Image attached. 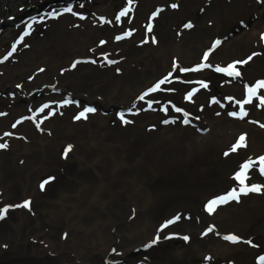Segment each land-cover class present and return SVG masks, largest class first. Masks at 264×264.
I'll list each match as a JSON object with an SVG mask.
<instances>
[{
    "label": "bare ground",
    "instance_id": "bare-ground-1",
    "mask_svg": "<svg viewBox=\"0 0 264 264\" xmlns=\"http://www.w3.org/2000/svg\"><path fill=\"white\" fill-rule=\"evenodd\" d=\"M212 1V8L204 15L205 21L199 19L192 30L178 37L175 32L167 35L160 30L172 29L177 19L192 20L186 19L189 17L184 12L177 17L167 9L160 15L149 14L153 0H149L139 16L125 20L132 27L129 40L123 38L122 32L126 30L122 28L121 32L114 24L118 20L110 14L113 3L99 8V14L94 11L85 14L83 20L76 12L61 15L52 23L48 44L51 53L64 50V55L47 59L44 50L49 46L42 44L45 38L38 40L31 60L19 66L6 65L1 78L23 74L25 67L42 61L48 70L35 80L49 79L55 86L66 88L68 93L86 101H95L96 95L101 94L100 102L106 108L122 104L121 99L137 91L143 84L140 82L145 83L167 68L176 51L181 52L183 61L191 58L196 61L215 32L226 29L233 16L251 11V2L256 3V0ZM73 23L76 27H70ZM151 23V28L158 31L149 27ZM258 39L264 40V33L234 38L215 49L210 59L226 60L254 52L244 75L251 82V88L264 93V87H259V82H264V43H257ZM94 54L101 60L120 59L111 64L114 70L122 72L121 82L111 81L106 71L109 69L94 66L99 63L88 64V58ZM104 71L107 76L102 74ZM213 78L222 90L220 99L232 105H225L229 107L227 112L223 108V112L217 110L219 114L195 115L207 126L206 135L196 136L176 126H168L164 131L156 129L160 118L145 117L152 114H144L143 120L136 123L140 125L131 128L122 127L111 119V114L94 118L87 125L76 119L75 124L63 119L59 124H51L58 132L57 137L66 142L77 137L83 143L78 145L80 154L68 157L72 160H55V149L60 146L51 150L57 141L45 138L31 144L38 149L34 154H25L27 159L20 164V171L9 166L14 160L9 161L6 156L1 159L0 184L4 185L0 186V210L10 208L5 201L24 196L41 197L47 202L41 207L29 201L28 207L23 204L21 209L8 214L0 226V264H56L57 259L62 264H114L119 257L133 260L134 264L143 260L148 264H252L264 255L261 252L264 250V191L250 190V196L240 191L244 186L256 187L264 167L260 160L264 157V98L255 101L242 95L240 90L224 86L227 81L222 74H215ZM198 101L200 107L203 101ZM241 110L256 120L254 125L237 123L226 116ZM241 136L248 137L250 148L240 146L233 150ZM246 164L255 171L241 177L242 185L237 175ZM46 171L44 175L50 174L52 179L50 188L34 190L35 178ZM17 184L24 187L21 193L20 189H13ZM234 190L239 194L234 204L220 203L208 211L209 202L227 197ZM184 214L191 218L181 223L178 215ZM157 222L162 224V229L156 226ZM110 229H116L119 234L118 243L109 236ZM151 231L157 239L174 235L185 240L186 249L167 250L157 256L149 250H138L148 242ZM227 236L238 239L233 242L225 239ZM114 245L123 251L104 256V251ZM50 248L54 251L51 255Z\"/></svg>",
    "mask_w": 264,
    "mask_h": 264
},
{
    "label": "rangeland",
    "instance_id": "rangeland-1",
    "mask_svg": "<svg viewBox=\"0 0 264 264\" xmlns=\"http://www.w3.org/2000/svg\"><path fill=\"white\" fill-rule=\"evenodd\" d=\"M153 1V10H148V13L151 15H160L167 9L170 10L171 13H176L177 17L180 13L184 12L186 14L185 17H189L186 19L192 20V22H190L185 19H177L174 21V27H172V29H165V31L160 30V32H165L167 35H173L175 32L176 37L183 36L187 33L186 31L192 30L196 26L195 22L199 19L205 21L206 17L204 15L210 11L213 2L212 0H191L194 3H191L189 0H163L162 4H159V0ZM48 2H50V5L48 4L43 9H40V5L44 6ZM148 2L149 0H0V144L5 145V147L0 148V160L5 156L8 157L9 161L14 160L9 166L16 171H20V164L24 161L23 159H27L25 154L28 152L34 154V151L38 149L31 145L37 142L38 138L39 140L40 138H45L53 142L57 141V143H54L50 147L52 150L56 145L60 146V150L58 148L55 149V160L59 158L63 161L72 160L68 157L80 154L78 145L83 143L80 142L77 137H75L72 142H66L65 139H59V137H57L58 132L56 129H52L53 126H51V124L53 122L59 124L63 119H67V121L70 119L73 124H75L74 119H76L79 121L78 123L87 125L91 123L94 118L101 115L111 114L113 116L111 119L117 121L122 127L131 128L135 125H140L136 123L143 120L144 114H152V116L145 117H150V119L151 117L155 119L160 118L156 129L158 128L159 130L164 131L163 129L168 126H176L177 128H185L196 136L206 135L209 133L207 126L204 125L195 115L199 113H207L209 115H212V113L219 114L228 107L225 105L231 104V102H224L220 99L221 97L218 96H223L221 88L217 87L216 80L213 78L214 75L218 73L222 74L223 78L227 81L224 86H230L240 90L243 93L242 95H246L251 99H256L255 101L264 98L262 90H256V95L250 97L249 89L251 88V82H249L248 78L244 75L245 68L248 66V62L252 59L254 52L248 51L243 57H240L241 55H239L227 58L226 60L210 59L215 49L217 51L224 43H228L234 38L243 36L244 34L245 36L248 34L251 36L253 34L256 35V33H259L261 36L263 35L264 0H256V3L251 2L253 5L251 11H248L247 13L242 12L237 16H233V21L228 24L226 29L224 28V30L215 32L200 50L196 61L193 58L183 61L180 56L181 52L176 51V54L172 55L169 59L170 61L168 64L170 65H168L167 68L155 73L152 78L145 80V83L144 80L140 82L143 84L137 91H132L129 98L121 99L123 102L122 104H114L110 108H106V106L100 102L101 94L96 95L95 101H86L81 96L68 93L66 88L55 86V82L50 81L49 79L45 81L35 80L37 75L48 70V65L44 64L42 61H38L25 67L23 74L17 73V76L11 77L9 75L8 79L1 78L2 74H5L4 70L6 69V65L19 66L22 63H26L25 60L27 59L31 60L33 50L35 49L38 40L45 38L42 44L44 46H49L44 50L46 51L47 59L52 56L55 58L64 55V50H62L61 53L58 50L51 53L49 51L50 44H48L50 31L54 25H52V23L55 22L54 20L61 17V15L63 16L76 12L77 15L81 14L80 19L83 20L85 14H89L93 11V13L99 14V8L107 7L110 3H113L114 6L112 7V12L110 11L111 15L120 16L121 12H125V15L120 16V19L114 24L120 31L122 28L126 30V32H121L123 38L129 40L132 27L128 26L125 20L127 18L134 19L139 16L143 8L147 6ZM30 8H34V10H44V12L42 14L20 19L19 17ZM65 9L71 10L65 11ZM29 25H31V28L28 27ZM75 25L76 23H73L70 27H76ZM148 25L150 28L153 26L152 23ZM187 25H190V27H187ZM137 26L141 25L137 24ZM151 29L158 31V29L155 28ZM25 32L28 34L25 35ZM216 41H220V43L216 45V47H213ZM101 42V40L96 41L95 44L99 45ZM93 43L94 42H92V44ZM257 43H264V40L258 39ZM95 44H93L92 47ZM13 45H15V50H13ZM205 53H207V58H205ZM28 54H30L29 57L27 56ZM96 55L97 54H94L91 58H88V64L90 61L95 64L99 63L103 67L98 64L94 66L99 67V69L102 70H105L104 68L109 69L106 71L109 73L111 81L117 80L116 82H121L119 77L122 72L119 69L114 70L111 64V61H115V59L120 61V59L113 58L101 60L100 56ZM54 58L52 59V62L54 61ZM81 58L82 57H78L76 59ZM201 65L204 66L201 67ZM229 65L235 66L236 71L240 73L239 76L229 75ZM75 68L76 67L74 66L73 69ZM217 69L220 70L218 71ZM106 71L102 72V74L105 75ZM165 78L167 79L165 80ZM161 80H165V83L160 84V87L156 91L149 92V89H152ZM179 82L185 85H193L195 83H198V85L197 87H187L179 84ZM28 83H30L31 86H26ZM199 83L206 85V87ZM205 88L208 90H205ZM214 92L216 93L215 95ZM146 93L147 95H145ZM141 96L144 98L140 99ZM198 99L203 101L200 102V107L198 105ZM84 101L86 102L83 106ZM87 108L94 109V111L85 112V115L80 117V113L84 112ZM228 108L226 109V112L228 111ZM177 109H179V111ZM220 109L221 112H218ZM226 116L232 117L237 123L250 122L254 125V122L256 121L255 119H252L246 110L237 111L236 115ZM121 117H123V119ZM244 136H246V134H244ZM248 141V137L246 139L244 138L243 146L241 147L247 149L250 148ZM237 144L238 143L235 145ZM59 151H61V153ZM103 151L105 152L106 150ZM1 170H3L2 165H0V171ZM253 170L255 171L254 167H251L250 169L247 168L243 178L251 175ZM47 172L48 171L40 173L35 178L34 190L35 188L38 191L50 188L52 179L50 174L44 175ZM260 176L261 177L258 178L260 182L256 184V187L259 188L257 191L258 193L261 192V190L264 191V173L260 172ZM2 183L3 182L0 184L1 187L4 185V183ZM42 184L44 185L43 188H41ZM23 188V186L17 184L13 189L14 191L20 189L18 192L21 193ZM1 191H3V188ZM242 193L246 196L252 195L251 191ZM5 200L6 199H4V201ZM235 200L236 199H229L226 200L225 203L234 204ZM25 201H30L33 205L38 204L41 207L47 202L41 197L32 198L30 196L15 198L13 201H5L8 202L10 208L4 207L7 210L3 209L0 226L4 224V221L8 218V214L21 209L20 207H22L21 205H23ZM178 217L181 220V223L188 221L191 218L187 214L178 215ZM160 218L165 219L166 217L161 216ZM156 226L162 229V224L158 225L157 222ZM115 230L116 229H110L109 232L112 235L109 236L113 242L116 240L118 243L119 234L116 233ZM156 239V234L151 231L146 239L148 242L144 243L142 241L144 244L139 246L138 250H149V252L155 254L153 256H157L167 250L180 252L181 250L186 249L187 242L176 238V236L174 237V235H166V237ZM153 241L155 242L153 243ZM118 250L119 252L123 251L121 248L118 249L116 245L109 246V249L104 251L103 255L107 256L108 254H112V252H118ZM261 252L264 254V250ZM52 253H54V251L50 248V255ZM97 253H101L102 255V252H99V250H97ZM57 254H55V258H53L54 260L57 259ZM116 261L120 263H113L131 264L133 260L130 261L126 259V257H119L116 258ZM62 263L63 261L56 260V264ZM137 264H148V262L143 260L138 261ZM252 264H264V255L256 258Z\"/></svg>",
    "mask_w": 264,
    "mask_h": 264
},
{
    "label": "snow or ice",
    "instance_id": "snow-or-ice-1",
    "mask_svg": "<svg viewBox=\"0 0 264 264\" xmlns=\"http://www.w3.org/2000/svg\"><path fill=\"white\" fill-rule=\"evenodd\" d=\"M70 10L71 9H65V11H70ZM123 15H125V12H121L120 13V16H123ZM120 16H117L116 19L119 20L120 19ZM28 27L31 28V25H29ZM187 27H190V25H187ZM27 34L28 33L25 32V35H27ZM117 39H119V37H117ZM219 43H220V41H216L215 44L213 45V47H216V45H218ZM13 50H15V45H13ZM205 58H207V53H205ZM203 66L204 65H201V67H203ZM229 69H230L229 75L239 76L240 73L238 71H236V68H235L234 65H229ZM217 70L219 71L220 69H217ZM166 79L167 78H165V80ZM165 80H161L156 86H154L152 89H149V92L156 91L160 87V84L165 83ZM202 86H205L206 87V85H202ZM259 87H264V82H259ZM145 95H147V93ZM249 95H250V97L256 95V88H250L249 89ZM143 98H144L143 96L140 97V99H143ZM247 102H250V100L247 101ZM262 103H264V100H262ZM177 110L179 111V109H177ZM91 111H94V109H91V108L85 109L84 112H81L80 113V117H83L85 115V112H91ZM232 115H236V113H232ZM121 118L123 119V117H121ZM243 142H244V137L241 136L238 144L235 145V146H233V150H235L236 147L243 146ZM2 147H5V145L0 144V148H2ZM260 160H261L262 165H264V157H261ZM250 166H251L250 164L244 165L243 168H242V170H241V173H238V175H237V178L240 179L242 185H243V179L241 177L244 176V174L246 173L247 168H249ZM261 172L264 173V167H261ZM43 186L44 185L42 184L41 185V188H43ZM250 190L251 191H258L259 188L253 186V188H251V189H247L245 187H241V189H240L241 192H247V191H250ZM238 195L239 194L234 190L233 192L229 193L227 197H222V198H220L218 200H214V201L209 202L208 211L209 212L213 211L214 208H215V206L217 204L224 203V202H226V200H229V199H237L238 198ZM23 206L24 207H28L29 206L28 205V202L25 201V203H24ZM2 215H3V210H0V216H2ZM225 239H228V240H231V241L235 242L238 238L235 237V236H227V237H225ZM154 242L155 241H153V243Z\"/></svg>",
    "mask_w": 264,
    "mask_h": 264
},
{
    "label": "flooded vegetation",
    "instance_id": "flooded-vegetation-1",
    "mask_svg": "<svg viewBox=\"0 0 264 264\" xmlns=\"http://www.w3.org/2000/svg\"><path fill=\"white\" fill-rule=\"evenodd\" d=\"M42 5H40V9H41ZM44 7V6H43ZM42 7V9H43ZM34 10V8H30L28 10H26L21 16L20 19H23L24 17H31L33 15H37V14H42L44 12V10Z\"/></svg>",
    "mask_w": 264,
    "mask_h": 264
},
{
    "label": "water",
    "instance_id": "water-1",
    "mask_svg": "<svg viewBox=\"0 0 264 264\" xmlns=\"http://www.w3.org/2000/svg\"><path fill=\"white\" fill-rule=\"evenodd\" d=\"M48 4L50 5V2L46 3V4L44 5V7L47 6ZM42 7H43V6H42ZM42 7H41V9H42ZM44 7H43V8H44ZM19 18H20V17H19Z\"/></svg>",
    "mask_w": 264,
    "mask_h": 264
}]
</instances>
